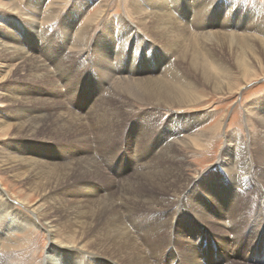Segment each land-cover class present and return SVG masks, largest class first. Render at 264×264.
Returning a JSON list of instances; mask_svg holds the SVG:
<instances>
[{
	"label": "bare ground",
	"instance_id": "6f19581e",
	"mask_svg": "<svg viewBox=\"0 0 264 264\" xmlns=\"http://www.w3.org/2000/svg\"><path fill=\"white\" fill-rule=\"evenodd\" d=\"M29 1L30 9L24 12L27 17L23 19H29L30 29L37 32V16L41 13L38 12L39 4L44 0ZM77 1L64 17L65 22H61L62 34L68 46L62 45L57 52H51L50 59L56 68V76L60 75L61 81L67 82L69 72H75L77 67L84 65L82 60L89 53L94 55L93 62L102 76L98 86L108 88L104 94L95 97V108L87 111V104L81 102L68 107L53 97L41 99L33 96L28 100L24 91H21V95L10 94V99H18L15 102V111L19 113L17 119L27 118L25 122H20L18 128L21 138L29 142L35 139L34 134L38 130L46 134L49 140L58 136L55 139L66 142L64 152L62 148L65 164L51 167L45 164L44 167L20 155L13 156V160L6 164L9 173L25 180L29 193H38L42 196L41 200H46V206L37 205L33 210L37 217L47 223L52 239H56L59 232H65L64 238L70 239L69 244L59 241L60 244H56L60 248H67L69 252L76 247L75 237L86 253L96 255L92 262L75 260L78 264L264 263V100H257L258 103L254 101L250 107L261 130L258 132L257 129L252 134L255 140L251 145L256 149L257 159L254 163L247 159L228 162L225 155L219 157L217 166L222 169L216 170L208 184L201 186L205 189L203 193L211 197V207L195 201L190 194L191 189H196L199 184H191V179L183 171L184 157L179 155V144L189 146L184 138L185 133L194 131L196 126H184L174 113L163 122L159 114V109L165 107L194 105L198 102L196 93L200 88L233 93L241 82L246 83L257 76L260 69L256 71L257 65L261 69L264 67V21H256L247 28L251 16H240L238 13L223 22V28L228 29L223 33L212 31L214 22L195 16L193 20L197 30H193L190 24L182 23L186 18L179 20L176 17L178 11L181 13L191 9L189 0L185 2L187 5H180L178 0H149L153 3L131 0L129 9L136 14L141 32L152 35L157 38L156 41L161 40L166 47L165 56L162 54L155 58L158 64L153 66L146 54L135 63V56L142 47L147 46L143 44L145 41L138 30L121 19H116L117 22L110 26L106 23L104 26L110 28L101 29L96 41L87 46L91 27L104 11L86 17L76 31L78 23L85 17V11L95 2ZM192 11H188V16ZM148 13L153 16L149 17ZM44 14L46 23L54 21L55 14L49 15V10ZM51 23L48 27L53 29L55 25ZM177 23H182L181 27ZM246 29L248 32H242ZM23 43L19 39L9 42L1 40L0 61L8 66L17 65V69L32 80L48 77L51 89L59 87L52 79L48 66L39 56L33 55V48L30 50ZM224 46L228 50L235 47L232 62L214 56V50ZM123 48L128 51L126 62H123L124 56L123 60L120 56ZM78 54L83 55V59L75 65L74 59ZM135 64H138L137 67ZM134 73L144 74V77L134 78ZM113 77L119 80L114 82ZM110 78L114 83L112 87L111 81H108ZM89 91L86 95H90ZM129 101L143 103L148 112L139 114L141 116L135 120L130 119L128 112L131 110L124 109ZM199 118L202 119L201 116ZM124 121L129 122L125 124ZM123 126L124 130L121 131ZM227 136L229 145L224 154H236L238 145L240 148L248 146L242 142L236 143V137L232 138V135ZM202 143L193 140L192 145L209 148L208 143L204 144L205 147H202ZM146 144H149L148 148ZM92 146H95L94 150ZM124 150H127V154ZM125 156L135 160L130 167L135 171L117 174L119 181L116 180V183L107 181L105 196L102 197L97 191L98 185H89L87 180L107 179L109 174L103 171L102 163L109 158L105 163L107 166L110 161L124 159ZM110 168L107 170L114 176L116 170L110 172L113 171ZM3 206L0 208L2 235L8 230L2 222L3 213L10 205L5 203ZM178 213L193 216L194 221H178ZM248 244H253V248L241 255L239 251ZM4 250L0 252V264H35L28 258L21 259L20 250L14 246L7 245ZM52 254L46 258L45 264H75V261L69 262L66 251L57 252L54 249ZM51 257L55 258L54 262Z\"/></svg>",
	"mask_w": 264,
	"mask_h": 264
},
{
	"label": "rangeland",
	"instance_id": "374dc122",
	"mask_svg": "<svg viewBox=\"0 0 264 264\" xmlns=\"http://www.w3.org/2000/svg\"><path fill=\"white\" fill-rule=\"evenodd\" d=\"M93 1L95 2L88 7V10L85 11V17L80 20V23H78L79 26L76 29V31L80 29L86 17H92L100 13V11H104L101 17L96 20L95 24L91 27V35L87 46H90L94 41H96V36H98L99 31H102L104 28H110L108 26H104L106 23L110 26L113 25L112 23L117 22L116 19H121L124 20V22L128 26H132L138 30L140 37L145 41L143 44L147 46L145 48L142 47L138 55L135 56L137 59L135 63H138L142 59L143 54H146V57L151 59V65L156 66L158 64V60H155V58H157L158 56H163L162 54H164L165 56L166 47L161 44V40L156 41L157 38H154L152 35L149 36L145 32H141L142 30L139 29V24L137 18L135 17L136 14L130 12L129 9V2L131 0ZM178 1L180 5H187L188 3L187 0ZM189 1H191L189 5L193 10L191 12L192 14L188 16V11H190L191 9H187L185 11H182L181 13H179L178 11V15H176V17L179 18V20H182V18H186L185 21H182V23L190 24L193 30L196 29L195 26L197 25L194 21L195 16H201L200 18L203 19V21L209 20L214 22L215 27L212 28V31L223 33L228 30L226 27L223 28V22H227L229 16L235 17V14L238 13L240 14V16H251V18H249L251 20L249 21L247 28H250L256 21H264V0ZM201 1L202 5H200ZM77 2V0H44L43 2H41L39 4L40 10L38 12L41 11L42 14L40 13L39 16H37V19H39V23L37 24L38 31L33 32L30 29L29 19H23L27 17L24 12L30 9L29 6L31 1L0 0V41L2 40L9 42L11 41V39H19V41L24 42L23 45L26 48H33V55L39 56L40 59L46 64V66H48V71L50 75H52V79L54 80L56 85L59 86L56 87V89H51L48 85V77H44L42 75L43 77L40 78L41 80L39 78L37 80H32V78H27L22 71L18 70L17 65L8 66L6 62L0 61V208H4L3 204L5 203H8L10 205L8 210L3 213L4 216L2 222H4L3 225H6L8 230H6L3 235L2 233L0 234V252L5 251L4 249L7 245L14 246L20 250L19 256L21 257V259L28 258L29 260H33L35 264H45L46 258H48L49 255H54L52 254V250L54 249H56L57 252L66 251L69 255V262H74L75 260L79 261V259H82L85 263H87L92 262L94 260L93 258H96V255H93V253H86V249L80 247L79 241L75 237H73V240H75L74 246L76 247L70 249L69 252L66 250L67 248H60L56 243H59L60 241L63 244L68 245V241L70 239L64 238L65 232H59V235H57L56 239H52V234H50V228L48 227L47 223L40 219L39 216L37 217L36 212L33 210L37 207V205L46 206V200H41L42 196H39L38 193L36 194L34 191V193H29V189L27 187V184H25V180L17 179L12 173L8 172L9 170H6V164L12 161L13 156L15 155H20L21 157L26 158L30 161L32 159L37 163L39 162L40 166L44 167L45 164L51 167L53 165L59 166L65 164L66 162L64 156L62 155V148L64 147V152L66 142L55 139L58 138V136H54L52 140H49L47 139L48 137L46 136V134L37 130L34 134L35 139L37 140L30 139V141L28 142L24 138L20 137V135L18 134L20 122H25L27 118L18 117L17 119V115L19 116V113L18 111H15L17 106L15 102H17L18 99H10V94L19 93V95H21V91H24L25 95H27L28 100L33 96L40 97L41 99L53 97L54 99H58L59 101L65 103L66 106L77 105L81 102L87 104L88 109H85L88 111L91 108H95V106L97 105V99H95V97L101 96L108 89L105 86L102 89L98 86L100 78L102 76L98 73V67L95 66L93 62L94 55L92 56V53H89L86 56L87 58L85 57L84 59L82 58L83 55H77V57L74 59V62H76L75 65H77L81 58L83 59L82 61L84 65H82L81 67H77V69L74 70L75 72L72 71L73 73L69 72V78L67 82L61 81V78H59L60 75L56 76L55 74L56 68L51 62L50 54L51 52H57L62 45L68 46L65 43V39L62 34L61 22L62 20H64V17H66L67 14L71 11L73 5H75ZM91 2L92 0H90V3ZM144 2L153 3L149 0H144ZM90 3H87L86 5ZM53 6H55L56 8H54ZM205 6L206 9H204ZM48 10L50 12L49 15H51V13L55 14L56 20L54 19V21L52 22L53 24L51 22L46 23L47 17L44 12ZM239 10L240 12H238ZM31 15L35 16L36 14ZM148 16L151 17L153 16V14L151 15L148 13ZM201 22L202 21H200V23ZM50 23L52 25H55L53 29H50L48 27ZM182 23H177L178 27H181ZM220 23H222V25ZM229 31L231 30L229 29ZM106 32L108 33V31H105V33ZM239 32L241 31L239 30ZM242 32H248V29H246V31L242 30ZM122 50H124V48ZM215 50V57L222 58L225 60V62H229V60L232 62L234 60L233 58L236 53L235 47L228 50V48L224 46L221 49L218 48ZM122 52L123 53H121V55H118L121 56L122 60L124 56L123 62H126L125 59L127 60L128 51L124 50ZM256 53L258 58L261 59L262 57L260 53L258 51H256ZM174 57L175 56H173V58ZM137 65L138 64H135L136 67ZM163 66L164 65H162V67ZM258 68H260V71L258 70ZM263 70L264 67H262L261 69V67L257 65L256 74L258 75L254 76L246 83L241 82L240 87L233 93L213 92L208 87H204L200 88L196 93L199 99L198 102L194 105L192 104L181 108L165 107L163 109H159V114L162 118L160 120H162L163 122L174 113L178 115V117L181 119V123H183L184 126L193 125L198 129L197 131L196 128H194V131H187L185 133L184 138L189 144L188 147L179 144V155H182L184 157V165L186 167H184L183 171L186 176L191 179V184H199L196 189L193 188L190 191V194L193 195L195 201L198 200V202L202 204H206L209 207L212 206L211 197L203 193L205 189H202L201 186L205 183L208 184V182L211 180V175L216 170L222 169V167L217 166V162L221 155H225L228 159V162L231 160H234V162H240L247 159L248 161L254 163V161L257 159V153H255L256 149L251 145V143L254 142L253 140H255L252 137V134L254 133V131H257V129L259 130L258 132H261V130L256 125L254 118L255 116L252 113L254 110L251 112L250 107L252 102H257V100L262 99L264 100ZM133 75L134 78L144 77V74L142 75L134 73ZM114 77L112 79L114 82L119 80ZM108 81L110 82L111 78ZM113 81L110 82L111 87L114 85ZM88 91L90 92V95H86L88 94ZM51 92H53L54 94L48 95V93ZM73 92L75 93L73 94ZM93 95L94 98L92 97ZM30 101H34L36 103L39 102V104L45 105L41 101H36L34 99H31ZM28 108L31 107L28 106ZM124 109H126L127 111L131 110L128 113L129 117L131 116L130 119L133 120H135L136 117H140L141 115L139 114H146V112H148L147 107L143 103H137L134 101L127 102L124 106ZM200 116L202 117V119L199 118ZM127 122L129 121H124L125 124ZM124 126L122 127L121 131L124 130ZM227 135H232V138L236 137V143L242 142L243 144H248V146L240 148V145L237 144L239 146V149L236 154H232L230 152H226V154H224L226 146L229 145V142H227ZM152 138L153 136L149 139V143L152 141ZM176 139L177 137L175 138V140ZM193 140L197 142H204L202 143L203 145L201 144L202 147H205L204 144L208 143L209 148H197L192 145ZM146 145L148 148L149 144ZM92 149L94 150L95 146H92ZM127 150H124L123 152L127 154ZM108 160L110 159L108 158L102 163V169L105 174H109V178L107 177V179L105 178L87 180V183L89 185H98L97 191L102 197L105 196L104 186L107 189V181L116 183V180L119 181V178L116 179L117 174L135 171L133 170V168L132 170H130V167L132 164H134L135 160L128 159V156H125L124 159L110 161L108 165L105 166V163ZM109 165H112L113 168H110ZM127 166H129V168ZM108 167L113 170L110 172H114L116 170V174L114 176L109 173V171L107 170L109 169ZM125 168L128 169L124 170ZM192 187L193 185L191 186V188ZM28 194L31 195L28 196ZM246 199L249 200L248 198ZM241 200L244 199L241 198ZM27 201L29 202L27 203ZM176 219L182 222L186 220L194 221L193 216L186 217L181 213L177 214ZM18 220L21 221L20 224ZM179 229H181V226L179 227ZM70 232H72V230ZM76 234V236H79V233ZM252 245L253 244H248L246 248H244L242 251H239L240 254H247V252H249V250L253 248L254 245ZM213 258L215 260L216 257L214 256ZM51 259H53L52 262H54L55 258L51 257ZM242 261L243 260H241V262ZM74 263L78 264L77 261H75ZM253 264L264 263H257L254 261Z\"/></svg>",
	"mask_w": 264,
	"mask_h": 264
}]
</instances>
